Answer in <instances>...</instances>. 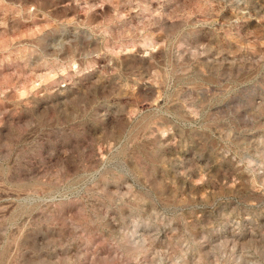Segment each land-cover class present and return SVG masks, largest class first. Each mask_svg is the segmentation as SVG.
I'll return each instance as SVG.
<instances>
[{"label":"rangeland","instance_id":"rangeland-1","mask_svg":"<svg viewBox=\"0 0 264 264\" xmlns=\"http://www.w3.org/2000/svg\"><path fill=\"white\" fill-rule=\"evenodd\" d=\"M0 264H264V0H0Z\"/></svg>","mask_w":264,"mask_h":264}]
</instances>
